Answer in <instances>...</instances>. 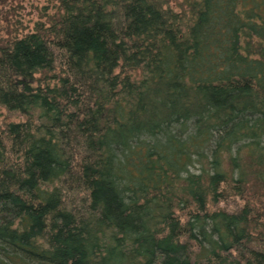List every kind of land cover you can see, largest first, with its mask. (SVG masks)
I'll use <instances>...</instances> for the list:
<instances>
[{
	"label": "trees",
	"instance_id": "trees-1",
	"mask_svg": "<svg viewBox=\"0 0 264 264\" xmlns=\"http://www.w3.org/2000/svg\"><path fill=\"white\" fill-rule=\"evenodd\" d=\"M55 2L0 36V110L23 117L0 128V264H264V0ZM50 99L76 184L56 261Z\"/></svg>",
	"mask_w": 264,
	"mask_h": 264
},
{
	"label": "rangeland",
	"instance_id": "rangeland-1",
	"mask_svg": "<svg viewBox=\"0 0 264 264\" xmlns=\"http://www.w3.org/2000/svg\"><path fill=\"white\" fill-rule=\"evenodd\" d=\"M55 0H0V10L3 20L0 23V36H4L5 31L16 30L26 33L32 30L33 24L40 20L42 13L50 14L55 9ZM42 20V19H41ZM164 27V24L160 25ZM86 53L91 52L96 64H106V59L99 52L100 46L97 43H90ZM18 80L25 92H29V81L24 75H18ZM24 105L20 104L18 109ZM45 114L51 118L50 123L44 126L42 133L35 139L33 150L37 160L40 161L53 176L58 177V184L55 186L52 200H57L62 194V201L66 206L62 207L61 228L56 232L53 249V259L59 257V247L69 239V229L72 224L70 202L75 199L74 176L66 170V164L62 158V153L55 142V136L62 126L61 107L55 100H48L45 104ZM16 114V115H15ZM23 120L20 113H14L12 118H7L3 110H0V128L7 121ZM0 176H6L5 171L0 172ZM68 231V232H67ZM1 257V254H0Z\"/></svg>",
	"mask_w": 264,
	"mask_h": 264
}]
</instances>
